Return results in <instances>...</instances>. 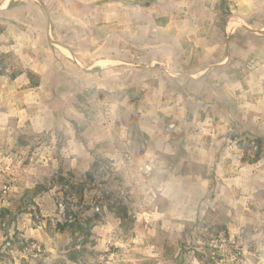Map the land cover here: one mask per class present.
Returning a JSON list of instances; mask_svg holds the SVG:
<instances>
[{"label":"rangeland","instance_id":"1","mask_svg":"<svg viewBox=\"0 0 264 264\" xmlns=\"http://www.w3.org/2000/svg\"><path fill=\"white\" fill-rule=\"evenodd\" d=\"M109 1L0 0V264H264V0H177L172 16L216 19L200 33L218 42L251 24L198 91L166 73L199 66L193 41L176 65L94 68L83 35L105 33L92 16ZM157 1L132 0L149 20Z\"/></svg>","mask_w":264,"mask_h":264},{"label":"crops","instance_id":"2","mask_svg":"<svg viewBox=\"0 0 264 264\" xmlns=\"http://www.w3.org/2000/svg\"><path fill=\"white\" fill-rule=\"evenodd\" d=\"M87 1L88 0H85V2ZM162 1L163 0H158V4L151 6L152 11L156 12L154 18L151 20L139 17L140 15L145 14L144 10L146 8H143L141 3H133L132 0H114L105 3L103 5V9H100L101 7H97V14L93 15L92 18L95 17L97 29L100 27L98 25L102 24L105 28V33L99 35L85 31V34L83 35L85 38L90 39L97 45L96 49L92 48V50H90L91 56L97 58L93 66H96L94 68L103 69V67L95 64L109 63L111 64V71L113 73L119 72L120 69H125L129 71L130 74L134 73V70L138 71V68H145L148 70L152 69L154 63L160 62V58L163 66H172L178 63L176 60L172 59H175L181 51L183 57H186V54H184L185 49H183L182 45L183 41H193L194 46L196 48H200V52L203 50V52L200 53L199 66L192 70L191 73H184L180 70H176V72L166 71V73L173 74L175 77L184 75H187L188 77L192 76V78L197 80V83L194 84L197 87L196 91H198V89L202 88V85L205 83V73L223 66L227 59H229L228 50L230 51L229 48H231L233 41L236 42L241 39L239 33L243 24H251L237 17L239 21L234 23L230 33L228 31L229 22H227L222 32V40L221 42H218L216 36L214 38L210 36L205 37L200 33L201 26L216 25V19L208 18L209 21L204 23L205 19L200 18L199 14L190 18L187 16H184L183 18H175L172 16V10H175V8L179 5L178 1L172 0L166 3H163ZM179 1L182 5L187 6L188 9L190 8L188 6L191 3L187 4V0ZM191 1L193 6L194 0ZM205 8L208 7L203 6L201 10ZM160 10H163L166 13H161ZM164 15L167 17L165 18ZM151 21L152 28L150 29L151 24L148 23ZM85 23H87V25L94 24L90 19H87ZM189 25L190 27H197L195 31L198 33L194 34L191 38H188L187 35L189 33ZM233 37H237L238 39ZM83 39L84 38L82 37V40ZM221 43L224 45V49H221L222 55L221 52L218 51ZM65 47L66 50L70 49L67 46ZM121 57H126L127 59L137 57L139 61L138 63H134L133 65L130 63V66L128 65L127 67H124L122 65L125 64V62L119 60ZM207 60H209V62L205 63ZM163 86L164 85L157 83V86H154L151 90L152 95L149 93V97L151 98L153 95L160 96L159 99L157 97V101H161L164 97V94L162 93L164 88ZM201 96L202 95L197 96L195 99L197 101H206V99H202ZM41 102L43 101H34L36 104ZM13 104L16 105L20 111H25L27 109L25 101H13ZM0 116H2V114H0ZM18 117L19 121L30 120L32 124L31 126L37 131L44 128V125H42L43 122H47L49 125L52 120L51 116L47 115L43 118L38 113H32L31 115L26 113L24 116L23 114H19ZM148 134L150 135L151 133ZM10 148L5 146L3 151V154L5 153L3 158L5 161H2L4 163L0 165V168L2 169L6 166L5 164H11L9 154Z\"/></svg>","mask_w":264,"mask_h":264},{"label":"trees","instance_id":"3","mask_svg":"<svg viewBox=\"0 0 264 264\" xmlns=\"http://www.w3.org/2000/svg\"><path fill=\"white\" fill-rule=\"evenodd\" d=\"M219 4H220L221 8H224V6H225V0H219ZM193 229H195L196 236H198L197 238H201L205 243H208L209 242L210 239H208L207 237L204 238L203 236L205 234L201 233V225H200V223H196L193 226Z\"/></svg>","mask_w":264,"mask_h":264}]
</instances>
